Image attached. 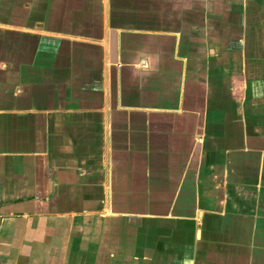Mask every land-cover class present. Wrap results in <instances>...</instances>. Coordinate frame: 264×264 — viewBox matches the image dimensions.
<instances>
[{
	"label": "crops",
	"instance_id": "obj_1",
	"mask_svg": "<svg viewBox=\"0 0 264 264\" xmlns=\"http://www.w3.org/2000/svg\"><path fill=\"white\" fill-rule=\"evenodd\" d=\"M0 264H264V0H0Z\"/></svg>",
	"mask_w": 264,
	"mask_h": 264
}]
</instances>
